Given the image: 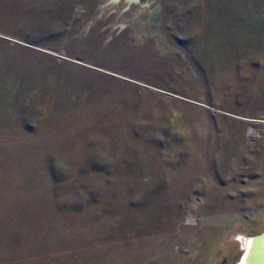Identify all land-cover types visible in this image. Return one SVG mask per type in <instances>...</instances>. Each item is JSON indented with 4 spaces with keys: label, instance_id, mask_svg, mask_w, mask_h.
Listing matches in <instances>:
<instances>
[{
    "label": "rangeland",
    "instance_id": "obj_1",
    "mask_svg": "<svg viewBox=\"0 0 264 264\" xmlns=\"http://www.w3.org/2000/svg\"><path fill=\"white\" fill-rule=\"evenodd\" d=\"M152 1L0 0V264H236L264 231V0Z\"/></svg>",
    "mask_w": 264,
    "mask_h": 264
},
{
    "label": "bare ground",
    "instance_id": "obj_2",
    "mask_svg": "<svg viewBox=\"0 0 264 264\" xmlns=\"http://www.w3.org/2000/svg\"><path fill=\"white\" fill-rule=\"evenodd\" d=\"M262 246V241L258 240L256 242H249L246 246L245 260H243L240 264H260V260H254L256 254L260 253V248Z\"/></svg>",
    "mask_w": 264,
    "mask_h": 264
},
{
    "label": "water",
    "instance_id": "obj_3",
    "mask_svg": "<svg viewBox=\"0 0 264 264\" xmlns=\"http://www.w3.org/2000/svg\"><path fill=\"white\" fill-rule=\"evenodd\" d=\"M243 242V252L238 260V262L236 264H240L243 260H245V253H246V246L248 245L249 242H256L258 240L262 241V256H261V260H260V264H264V231L261 232L258 235L252 236V237H248V238H243L241 239Z\"/></svg>",
    "mask_w": 264,
    "mask_h": 264
},
{
    "label": "flooded vegetation",
    "instance_id": "obj_4",
    "mask_svg": "<svg viewBox=\"0 0 264 264\" xmlns=\"http://www.w3.org/2000/svg\"><path fill=\"white\" fill-rule=\"evenodd\" d=\"M136 1L139 2V3L145 4V5H148V4H151V3H157V2L152 1V0H136ZM240 238H239V241H240V244H241V247H242V252H243L242 241H241Z\"/></svg>",
    "mask_w": 264,
    "mask_h": 264
}]
</instances>
